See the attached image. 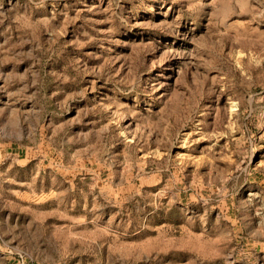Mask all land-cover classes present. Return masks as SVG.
I'll return each instance as SVG.
<instances>
[{
  "label": "rangeland",
  "instance_id": "obj_1",
  "mask_svg": "<svg viewBox=\"0 0 264 264\" xmlns=\"http://www.w3.org/2000/svg\"><path fill=\"white\" fill-rule=\"evenodd\" d=\"M0 264H264V0H0Z\"/></svg>",
  "mask_w": 264,
  "mask_h": 264
}]
</instances>
